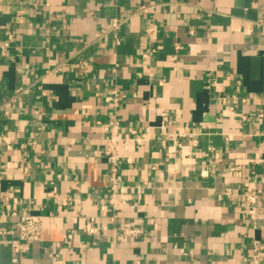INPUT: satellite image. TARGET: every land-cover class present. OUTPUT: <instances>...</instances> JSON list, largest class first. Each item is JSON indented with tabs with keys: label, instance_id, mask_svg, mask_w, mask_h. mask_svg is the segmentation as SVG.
Listing matches in <instances>:
<instances>
[{
	"label": "crops",
	"instance_id": "crops-1",
	"mask_svg": "<svg viewBox=\"0 0 264 264\" xmlns=\"http://www.w3.org/2000/svg\"><path fill=\"white\" fill-rule=\"evenodd\" d=\"M115 117L140 139L112 177ZM11 212L42 239L0 234V264H264V0H0V231Z\"/></svg>",
	"mask_w": 264,
	"mask_h": 264
},
{
	"label": "built area",
	"instance_id": "built-area-1",
	"mask_svg": "<svg viewBox=\"0 0 264 264\" xmlns=\"http://www.w3.org/2000/svg\"><path fill=\"white\" fill-rule=\"evenodd\" d=\"M122 25V20L119 18H113L111 22V27L109 29L110 32H114L116 35L117 31L119 30L120 26ZM152 31V30H150ZM149 31V32H150ZM106 33V32H104ZM12 39V35L9 34L7 40L3 43L1 47V54L5 56L9 50V44ZM88 61L85 58H81L77 62V66L80 68V70H85L88 66ZM86 71V70H85ZM24 88L20 87L15 90L14 95L12 98L7 101L4 105V107H9L11 104L15 101H17L18 96L20 93H22ZM116 105L118 104V99H115ZM259 118L261 119L263 117V114L259 113ZM129 139H135L139 140V136L137 135V132L133 129H129L122 133V129L120 126V119L118 117L113 118L110 121V133L109 138L107 141V144L104 148V153L108 156V158L111 161V176L113 177L117 170H118V163L120 159V150H121V144L122 142L129 140ZM30 168H31V162L25 160L23 165V174L25 176H29L30 174ZM114 188V187H113ZM260 190H252L251 188H247L244 192L245 200L247 204L250 206L248 207V214L253 217L255 213L257 212V200L261 196ZM4 198L8 200V195L5 194ZM5 216L7 214H4ZM15 217L16 220L11 228L5 229L0 231L1 235L10 234L12 236L11 238V248L15 255H19L22 252H26L31 248V244L39 241L42 235V217L39 215L34 214H17V212H11L8 214V216ZM92 228V224L87 223L84 229L86 231H89ZM140 232V229L138 228H127L124 230V233L126 235H136ZM69 238H71V234L68 235ZM258 249H256L255 254L253 255L251 264H260L259 255H258ZM18 258L15 257L14 261H16Z\"/></svg>",
	"mask_w": 264,
	"mask_h": 264
}]
</instances>
